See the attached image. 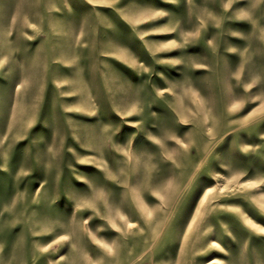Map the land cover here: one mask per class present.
Here are the masks:
<instances>
[{
    "label": "rangeland",
    "instance_id": "374dc122",
    "mask_svg": "<svg viewBox=\"0 0 264 264\" xmlns=\"http://www.w3.org/2000/svg\"><path fill=\"white\" fill-rule=\"evenodd\" d=\"M0 264H264V0H0Z\"/></svg>",
    "mask_w": 264,
    "mask_h": 264
},
{
    "label": "bare ground",
    "instance_id": "6f19581e",
    "mask_svg": "<svg viewBox=\"0 0 264 264\" xmlns=\"http://www.w3.org/2000/svg\"><path fill=\"white\" fill-rule=\"evenodd\" d=\"M229 229V228H228ZM230 232H232V231H230ZM234 235V234H233ZM205 257V256H204ZM179 260V259H178ZM211 260V259H210ZM238 260H240V259H238ZM177 261V260H176ZM243 261V260H242Z\"/></svg>",
    "mask_w": 264,
    "mask_h": 264
}]
</instances>
